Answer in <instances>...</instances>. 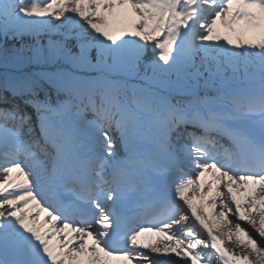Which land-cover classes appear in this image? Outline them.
Masks as SVG:
<instances>
[{"label": "snow or ice", "instance_id": "1", "mask_svg": "<svg viewBox=\"0 0 264 264\" xmlns=\"http://www.w3.org/2000/svg\"><path fill=\"white\" fill-rule=\"evenodd\" d=\"M0 264H264V0H0Z\"/></svg>", "mask_w": 264, "mask_h": 264}, {"label": "rangeland", "instance_id": "2", "mask_svg": "<svg viewBox=\"0 0 264 264\" xmlns=\"http://www.w3.org/2000/svg\"><path fill=\"white\" fill-rule=\"evenodd\" d=\"M226 248L231 251L232 250V245L230 243H226ZM239 254V253H237Z\"/></svg>", "mask_w": 264, "mask_h": 264}, {"label": "bare ground", "instance_id": "3", "mask_svg": "<svg viewBox=\"0 0 264 264\" xmlns=\"http://www.w3.org/2000/svg\"><path fill=\"white\" fill-rule=\"evenodd\" d=\"M147 235H150V234H147ZM218 235V234H217ZM225 247H226V243H225Z\"/></svg>", "mask_w": 264, "mask_h": 264}]
</instances>
